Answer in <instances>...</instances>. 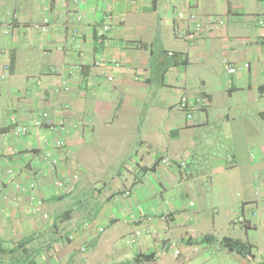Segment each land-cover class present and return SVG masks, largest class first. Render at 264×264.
Wrapping results in <instances>:
<instances>
[{"label":"crops","instance_id":"obj_1","mask_svg":"<svg viewBox=\"0 0 264 264\" xmlns=\"http://www.w3.org/2000/svg\"><path fill=\"white\" fill-rule=\"evenodd\" d=\"M107 1L84 0L80 5L75 0H0V49L4 50L0 51V71L6 62L11 69L10 76L0 80V128L8 132L0 156V219L19 216L32 194L55 203L71 200L70 230L75 239L70 245L95 248L86 264L110 260L113 264H186V258L189 264H264V250L254 243H250L253 255L247 256L226 250L215 238L198 243L205 235L227 234L215 231V218L209 221L196 201L181 200L195 189L188 166L199 143L197 131L209 124L216 114L211 111L220 103L207 88L209 73L200 76L203 89L189 88L187 72L194 64L220 73L223 96H227L226 111L216 116L231 124L227 144L235 153L214 160V169L229 168V164L241 168L243 173L235 181L245 196L244 209L264 200L257 198L254 187L252 195V181L264 170V90L260 89L264 86V26L258 23V18H264V0H114L112 28L98 37ZM177 6L201 17L218 16L224 25L219 32L184 36L180 31L185 24L176 19ZM44 18L52 23L48 34L31 27ZM253 20L257 31L251 28ZM101 55L121 61L120 67L106 68L114 75L112 82L99 81L101 68L93 61ZM224 57L250 66L227 74ZM77 63L85 64L83 76L73 72L70 90L60 91L62 76ZM185 93L206 95L209 100L205 108L194 111L192 119L177 106ZM42 110L54 119L65 116L77 126L64 135L67 153L60 155L58 171L45 168L35 176L32 164L37 160L29 161L24 154L43 150L50 131L40 127L18 137L9 130L13 115L32 122ZM128 160L133 164L128 165ZM113 163L121 167L112 171ZM77 171L80 177L70 192L55 187L57 178ZM30 181L37 184L33 191L18 192L14 187L15 182ZM127 190L130 194L120 197ZM13 223L4 224L0 232L17 229ZM231 223H236L234 218ZM252 226L256 223L249 219L247 228ZM137 229L143 233L136 242L129 247L116 245L117 238H124L126 232L132 236ZM166 235L180 247V257L163 240ZM109 249L124 254L117 260L102 258L99 251ZM140 252H155L156 257L136 261ZM12 260L0 258V264H27L25 258Z\"/></svg>","mask_w":264,"mask_h":264},{"label":"rangeland","instance_id":"obj_2","mask_svg":"<svg viewBox=\"0 0 264 264\" xmlns=\"http://www.w3.org/2000/svg\"><path fill=\"white\" fill-rule=\"evenodd\" d=\"M260 19L258 18V22ZM251 28L257 31L254 20L251 22ZM205 73H209V76H207V88L211 89L220 101L219 107L211 112L214 114L223 113L227 109V104L224 102L225 100L227 101L225 99L227 96H223V93L225 94L223 90L224 84L221 81L220 73L204 70L199 65L194 64L187 72V77L191 82V87L189 88L198 91L203 89L204 86L200 76L206 75ZM216 114L212 116L209 124L204 129L197 131L199 143L190 157L188 166L189 171L192 173V180L189 182L195 186V189L190 191L186 196L184 194L183 199H179L186 204L189 201H196V207L201 208V213L209 221H212L214 217L215 231L218 234L242 237L244 241L257 245L258 249L262 252L264 250V200L259 199L258 202L252 203V205L250 204L244 209L243 200L245 196L241 194L235 181L237 175L243 173L241 168L239 166L230 167L231 164H229V168L215 170L212 165L214 160L218 158L223 160V158H227L228 156L232 157L235 153V150L232 148L233 146L231 149L229 144H227L228 139L231 138L230 132L233 131L232 126L227 122V119L219 118ZM250 148L251 146L247 147L245 151L247 166L251 163L249 161L250 157H247L249 156ZM254 153L256 152L254 151ZM132 164L133 162L128 160V165ZM120 167V164L117 166V163H113L110 170L116 171ZM128 168L132 169V167ZM113 174L115 175V172ZM263 177L264 170L259 177L252 181V195L253 187L261 182ZM168 197L170 196L167 194L164 198L165 202L169 199ZM249 197H251V193H249ZM46 201L50 213L49 220L31 217L27 214L26 208H24L22 213L20 212L19 216L0 219V229L2 230L5 229L4 224L11 222H14L13 225L17 227V229H12L9 232H0V240L7 247H13L22 240L32 238L23 248L14 254L9 256L6 254L5 256L0 255V258H11V260L14 258L12 261L16 262V258L22 259L27 256L25 258L27 259V264H41L43 261L45 262L44 264H86L88 262L86 258H90L88 257L90 254L93 258L95 248L89 244L85 250H82L80 247L76 249L70 245L75 239L73 232L70 230L72 226L71 222L73 221L71 220V206L74 204L70 203L71 200L63 203L49 202L47 199ZM242 210L249 219H252L256 223V226L247 228L242 223H231V220L235 216L234 212H241ZM68 217H70L71 221H68ZM28 221L31 224L30 227L26 225ZM23 222L24 225L22 226L21 223ZM69 236H72V238ZM103 236H107V234H103ZM131 237H134V233L131 236L129 232H126L124 238H117L116 245L129 247L131 245ZM99 249L103 248L99 247ZM99 254H104L102 258L117 260L124 253L121 254L120 250L109 249V252L104 250L99 251ZM108 262L107 264H113V260ZM16 264L20 263L17 262Z\"/></svg>","mask_w":264,"mask_h":264},{"label":"built area","instance_id":"obj_3","mask_svg":"<svg viewBox=\"0 0 264 264\" xmlns=\"http://www.w3.org/2000/svg\"><path fill=\"white\" fill-rule=\"evenodd\" d=\"M84 0H75L78 4L82 5ZM112 1L108 0L105 4L104 9L102 10L103 14V22L99 25L97 30L98 37L103 36L107 31L112 28L113 21L115 20V13L112 7ZM128 2H134V0H126ZM176 19L182 21L185 24V27L181 32L184 36L189 38H195L197 35H205L207 33L219 32L224 25V21L218 16H207L201 17L194 10H187L185 6H177L175 8ZM78 19H82V15H78ZM259 25L264 26V18L259 20ZM31 27L42 34H48L52 27V23L48 18H44L41 21L34 22L31 24ZM76 34V33H75ZM79 48V45H77ZM4 52V50H1ZM170 55H173V52H169ZM222 64L224 71L227 74H235L241 67L248 68L250 66L249 62H245L242 65L232 62L227 57L222 59ZM93 65L101 68V74L99 75V81L112 82L114 80V75L107 71V66L112 67H120L121 61L117 58L109 57L107 55H101L94 59ZM85 68L84 63H77L74 65L73 69H70L67 72L66 76H62L61 80V89L60 91L68 92L70 90V77L73 76V72H77L79 76H83V71ZM53 73H55V68L52 67ZM11 73L10 63L6 62L2 66V70L0 71V80H6ZM208 98L206 95H191L189 93H185L181 96L179 101L177 102L178 108L186 115L188 119H192L194 111L198 109H203L208 105ZM68 107V106H66ZM76 124H71L68 121V118L63 116L59 119H54V117L47 110H42L36 114L32 122L20 121L16 116L11 117L10 122V130L9 132L18 137H26L32 133L37 128H45L48 129L51 135H48L44 140L45 148L39 152H25L24 156L29 161L33 162L32 168L33 174L35 176H40L43 174L45 168H49L50 170L56 172L58 171L60 165V155H65L67 153V144L64 139V135L71 132L72 128H75ZM59 132L60 135L56 136L55 134ZM8 132L1 130L0 128V156L2 155V145L3 138L6 136ZM37 151V150H36ZM253 155V153H252ZM164 161H169L165 159ZM184 165V162L181 163ZM80 177V173L77 171L68 176H62L57 178L54 181L55 187L63 192H70ZM14 187L18 192L20 191H33L37 187V184L34 181H30L27 184H22L20 182H15ZM254 193L257 198L264 197V177L261 182L257 183L254 186ZM130 194V191L127 190L120 197H126ZM193 202H191V205ZM46 198L38 195H30L29 200L26 206V212L31 217L40 220H49L50 213L47 208ZM234 219L238 223L246 224L249 222V218L244 214L243 210L241 212L235 211ZM89 227V226H86ZM166 229H169L166 226ZM103 228H100L102 231ZM146 232H150L149 228H145ZM142 233L141 229H137L134 232V237H131L130 243L136 241V237ZM72 238V236H69ZM164 241H166L167 245L173 252V255L178 258L182 255V251L177 243L172 240L169 236L162 237ZM84 249V248H83ZM195 251H198L200 247L198 245L193 246ZM185 263L189 264V260L186 258Z\"/></svg>","mask_w":264,"mask_h":264},{"label":"trees","instance_id":"obj_4","mask_svg":"<svg viewBox=\"0 0 264 264\" xmlns=\"http://www.w3.org/2000/svg\"><path fill=\"white\" fill-rule=\"evenodd\" d=\"M260 89L264 90V86H262ZM244 225L247 227L248 223H246ZM210 238H215L221 244V246L228 251H235L242 256L253 255V252H252L253 244H250L247 241L242 240L241 238H236V237H232L229 235H224L220 238H216L215 235H213V234L205 235L201 241H198V243H202L205 240H208ZM31 239L32 238H27L25 240H22L21 242L17 243L13 247H5L2 244V242L0 241V253H2L4 255L5 254L6 255L7 254H13L16 251L23 248L28 243V241ZM26 257H23V258H26ZM155 257H156L155 252H149V253L140 252V253H137L135 255L136 261L137 260L147 261V260H151Z\"/></svg>","mask_w":264,"mask_h":264}]
</instances>
